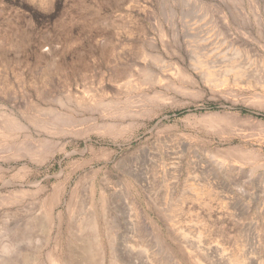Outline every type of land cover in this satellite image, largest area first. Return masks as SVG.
<instances>
[{"label":"rangeland","instance_id":"rangeland-1","mask_svg":"<svg viewBox=\"0 0 264 264\" xmlns=\"http://www.w3.org/2000/svg\"><path fill=\"white\" fill-rule=\"evenodd\" d=\"M3 263L264 264V0H0Z\"/></svg>","mask_w":264,"mask_h":264},{"label":"bare ground","instance_id":"bare-ground-1","mask_svg":"<svg viewBox=\"0 0 264 264\" xmlns=\"http://www.w3.org/2000/svg\"><path fill=\"white\" fill-rule=\"evenodd\" d=\"M146 51H147V50H146ZM150 51H151V50H150ZM150 51H149V52H150ZM152 52H153V51H152ZM153 53H154V52H153ZM153 53H152V54H153ZM155 54H156V52H155ZM158 54H159V53H158ZM150 56H151V55H150ZM153 56H154V55H153ZM153 56H152V57H153ZM152 57H151V58H152ZM156 58H157V57H156ZM93 225H94V224H93ZM93 230H94V229H93ZM3 264H4V263H3Z\"/></svg>","mask_w":264,"mask_h":264}]
</instances>
